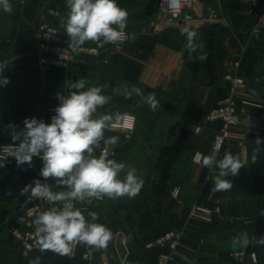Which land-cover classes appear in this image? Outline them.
<instances>
[{
    "label": "crops",
    "instance_id": "1",
    "mask_svg": "<svg viewBox=\"0 0 264 264\" xmlns=\"http://www.w3.org/2000/svg\"><path fill=\"white\" fill-rule=\"evenodd\" d=\"M117 2L129 13V38L119 49L110 48L106 62L82 55L68 68L50 67L44 74L33 55L35 28L50 7L59 9L64 20L66 0H11L10 14L0 10V63L5 64L3 76L10 81L0 87V144L13 143L12 133L23 129L25 118L50 123L47 113L58 106L56 93L67 95L72 82L83 78L88 86L108 85L105 94L112 99L95 115L113 118L124 109L136 115L130 138L106 131L119 137L118 144L108 146L109 158L134 167L144 184L133 199L78 202L87 222L102 223L112 230L113 238L104 249L123 264H155L158 249L146 243L171 229L180 232L176 264H236L230 252L240 249L256 253L259 264H264V244L232 245L241 233L264 236V151L257 153L255 163L251 160L255 139L264 138V28L256 31L254 19L243 12L249 6L247 0H191L178 22L156 30L149 24L157 0ZM185 25L195 33V51L189 50L187 37L180 33ZM237 57L246 86L239 93L240 121L233 131L244 134V143L229 142L214 151L212 135L221 123L206 121L204 116L224 93L223 74ZM132 87L141 89L144 96L155 93L160 106L152 110L135 93L128 99L113 93V88L123 93ZM197 125L201 130L195 134ZM226 150L238 155L244 167L238 176L228 177L231 190L217 192L213 175L219 170L194 163L192 156L199 151L215 154L219 160ZM99 153L97 148L94 154ZM5 163L0 168V264H29L36 257L40 264H100L103 249H89L88 260L83 256L86 246L79 245L69 258L26 250L10 237L8 227L27 195H20V190L40 178L43 162L34 157L31 166H18L10 157ZM208 202L220 208L210 219L189 215L191 205ZM89 212H96L99 219L92 221ZM241 264H248V259Z\"/></svg>",
    "mask_w": 264,
    "mask_h": 264
},
{
    "label": "clouds",
    "instance_id": "2",
    "mask_svg": "<svg viewBox=\"0 0 264 264\" xmlns=\"http://www.w3.org/2000/svg\"><path fill=\"white\" fill-rule=\"evenodd\" d=\"M67 14L61 21L68 37V46L72 50L80 49L86 43L119 45L129 38L126 32L129 13L117 0H66ZM0 10L6 13L13 11L11 0H0ZM181 35L187 37L189 50L195 51V33L190 25L180 29ZM134 38V37H132ZM4 63H0V87L7 86L8 77L3 76ZM108 85L88 86V81L81 78L69 85L67 95L56 93L59 103L55 107V115L46 123L35 117L25 118L23 129L13 131V144L5 146L0 152V168L6 166L9 157L16 164L32 165L33 158L43 162L40 175L47 180L55 178L66 190L53 192L47 183L39 179L25 185L20 195L30 192L29 199L36 197L55 204L60 202L62 208L51 207L35 216V237L41 251H51L60 256H71L76 245L89 249H104L113 238L112 230L105 224L87 222L82 211L73 206V201L84 202L86 199L103 200L128 197L135 198L141 191L144 180L137 175L134 167L109 158L110 153L105 144L116 145L118 136L105 138V132L115 125L108 114L96 116L100 108L108 104L112 96L105 94ZM114 94H122L125 99L133 93L140 96L152 110L160 103L155 93L144 96L139 88H126L123 93L113 88ZM18 141V143H17ZM251 160H257V153L264 151V138L257 136L254 141ZM101 148L99 155H95ZM194 161L207 169H218L213 175L214 191L227 192L233 188L228 177H236L244 167L238 155L226 150L223 158L217 160L215 154L196 153ZM127 168L121 178L120 174ZM92 221H97L96 212H89ZM264 215V213H261ZM264 244V236L249 237L241 233L234 237L233 247H248L250 244ZM27 257V252L24 253ZM29 264H40V258L29 260Z\"/></svg>",
    "mask_w": 264,
    "mask_h": 264
},
{
    "label": "built area",
    "instance_id": "3",
    "mask_svg": "<svg viewBox=\"0 0 264 264\" xmlns=\"http://www.w3.org/2000/svg\"><path fill=\"white\" fill-rule=\"evenodd\" d=\"M249 6L243 12L254 19V29L256 31L264 28V0H247ZM191 0H158L156 16L150 21V26L153 29H161L169 24L176 23L180 20L184 8ZM61 11L57 8L50 7L47 9L45 18L41 19L35 28V44L33 55L35 58L38 70L44 74L50 67L57 69H66L71 62L82 55L98 56L104 62L107 61V54L110 48L119 49L128 39L119 45L86 43L80 49L72 50L68 46V37L64 31L61 21ZM242 63L239 57L230 61V69L224 72L223 80L225 81V90L214 105L207 110L204 119L206 121L219 120L218 126L212 135V149L219 151L225 144L231 142L235 146H241L244 143V134L233 131V127L240 121V112L238 109L239 93L246 86L245 76L241 73ZM55 107L48 109L47 119L51 122V118L55 115ZM112 123L115 125L112 130L118 131L123 138H130L136 127V115L130 109H124L112 118ZM201 130V125L194 128V133L198 134ZM110 137L105 132V138ZM9 144H0V152ZM109 144L102 142V148L108 151ZM101 151V148H98ZM196 153L192 156V161ZM10 158V157H9ZM39 180L42 183H47L53 192L64 191L66 188L57 184L55 178L45 180L41 175ZM178 193V188L173 191ZM30 192L27 193L25 202L21 210L16 215L14 223L8 227L10 237L26 250L41 251L35 237V225L33 220L40 212L46 211L51 207L62 208L63 204L56 202L50 203L44 199L33 197L29 199ZM94 199H86L84 202H90ZM73 206L77 207L78 201H73ZM220 208L217 205L208 203H195L189 208L191 217H199L210 219L212 214L219 212ZM181 245L180 232L176 230H166L155 236L146 243V247H156L158 249L155 264H176L175 258L178 247ZM79 245H76L71 256L73 257L78 251ZM231 257L236 264H241L244 258L248 259V264H259L260 259L254 252H247L246 249H240L230 252ZM83 256L86 259H91V253L86 246L83 251ZM100 264H123L117 261L113 254L107 249H103L99 253Z\"/></svg>",
    "mask_w": 264,
    "mask_h": 264
},
{
    "label": "rangeland",
    "instance_id": "4",
    "mask_svg": "<svg viewBox=\"0 0 264 264\" xmlns=\"http://www.w3.org/2000/svg\"><path fill=\"white\" fill-rule=\"evenodd\" d=\"M157 1H158V0H157ZM155 10H157V2H156V8H155ZM155 16H156V13H155V15L153 16V18H154ZM153 18H152V19H153Z\"/></svg>",
    "mask_w": 264,
    "mask_h": 264
}]
</instances>
